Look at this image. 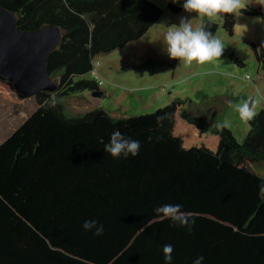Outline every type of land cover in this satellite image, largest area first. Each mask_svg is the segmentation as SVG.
I'll return each instance as SVG.
<instances>
[{
	"label": "trees",
	"instance_id": "obj_1",
	"mask_svg": "<svg viewBox=\"0 0 264 264\" xmlns=\"http://www.w3.org/2000/svg\"><path fill=\"white\" fill-rule=\"evenodd\" d=\"M0 1L23 30L63 29L48 61L58 91L37 93L39 107L0 145V264H166V244L174 248L171 264L199 256L203 264H264V177L251 169L264 160V109L242 143L218 129L217 151L188 148L175 135L179 114L205 125L184 101L130 117L97 108L70 118L60 97L99 93L94 80L76 78L95 68L96 55L140 38L163 10L150 0ZM224 25L233 33V14ZM205 27L217 30L214 22ZM257 57L264 69V41ZM117 130L140 142L138 155L104 151ZM164 204L182 205L195 219L192 231L157 216L153 209ZM85 220L98 221L104 234L86 231Z\"/></svg>",
	"mask_w": 264,
	"mask_h": 264
},
{
	"label": "rangeland",
	"instance_id": "obj_2",
	"mask_svg": "<svg viewBox=\"0 0 264 264\" xmlns=\"http://www.w3.org/2000/svg\"><path fill=\"white\" fill-rule=\"evenodd\" d=\"M163 10L160 19L140 38L108 53L95 56L97 74L77 77L94 80L99 93L92 90L75 92L60 97L64 113L76 118L103 108L113 117H130L154 112L175 101H184L194 115L205 119L204 127L187 122L177 116L175 135L184 140L186 147H206L217 151L220 137L217 130L228 123L237 141L243 142L250 124L240 120L229 104L252 98L255 111L264 109V69L257 51L264 41V7L256 0H248L246 9L237 18L233 33L225 28L223 18H213L217 24L214 35L224 45L219 59L202 66L179 65L162 51L160 40L167 25L178 24L185 16L193 19V26L204 25L209 19L170 8V0H150ZM259 9L261 13L245 10ZM210 21V22H213ZM252 44L257 45V51ZM60 85V77L53 79ZM101 81L103 83H101ZM36 95L21 98L8 81L0 79V145L9 140L19 126L39 107ZM251 169L264 177V160L251 163Z\"/></svg>",
	"mask_w": 264,
	"mask_h": 264
},
{
	"label": "clouds",
	"instance_id": "obj_3",
	"mask_svg": "<svg viewBox=\"0 0 264 264\" xmlns=\"http://www.w3.org/2000/svg\"><path fill=\"white\" fill-rule=\"evenodd\" d=\"M170 2L178 4L180 0H170ZM256 4L264 7V0H256ZM247 6L248 0H183L182 4L184 12L195 13L196 18L207 17L209 21H213V18L217 17L223 18L226 14H234L239 18L242 15L241 10L246 9ZM194 19L181 16L178 24H160L165 28L160 40L162 51L169 59L178 60L179 65L191 66L194 63L196 66L205 65L219 59L225 48L222 41L208 31L204 25L194 27ZM257 102L250 97L239 103H230L229 107L238 113L241 121L248 122L257 115L255 111ZM158 119L162 120L164 117H158ZM228 126V123L225 122L224 127ZM148 139L151 141L152 137L150 136ZM140 147L141 144L138 140L126 138L117 130L111 134L110 141L105 145L104 151L113 158L121 156L127 158L129 155L133 157L138 155ZM259 195L264 198V183L259 186ZM153 211L161 218L170 219L172 221L170 226L187 227L191 232L195 225V219L182 210V205L164 204L155 207ZM82 227L86 231L94 230L93 235L97 237L102 236L105 231L104 226L96 220H85ZM162 251L166 264H171L173 245H164ZM203 261L204 257L199 256L193 264H203Z\"/></svg>",
	"mask_w": 264,
	"mask_h": 264
},
{
	"label": "water",
	"instance_id": "obj_4",
	"mask_svg": "<svg viewBox=\"0 0 264 264\" xmlns=\"http://www.w3.org/2000/svg\"><path fill=\"white\" fill-rule=\"evenodd\" d=\"M62 36L63 29L56 24L19 28L15 12L0 1V79L8 81L21 98L57 92L59 84L49 74L48 61Z\"/></svg>",
	"mask_w": 264,
	"mask_h": 264
},
{
	"label": "built area",
	"instance_id": "obj_5",
	"mask_svg": "<svg viewBox=\"0 0 264 264\" xmlns=\"http://www.w3.org/2000/svg\"><path fill=\"white\" fill-rule=\"evenodd\" d=\"M97 66H98V63H95V68H93V70L90 72L91 75L97 74ZM101 83H103V82L101 81Z\"/></svg>",
	"mask_w": 264,
	"mask_h": 264
}]
</instances>
